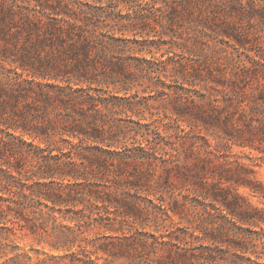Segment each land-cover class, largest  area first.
<instances>
[{"label":"trees","instance_id":"obj_1","mask_svg":"<svg viewBox=\"0 0 264 264\" xmlns=\"http://www.w3.org/2000/svg\"><path fill=\"white\" fill-rule=\"evenodd\" d=\"M171 1L202 25L205 44L210 29L246 47L262 37L257 0ZM111 27L73 0H0V253L31 259L14 240L68 220L74 234L63 232L55 247L68 249L73 263L103 252L151 264H218L226 257L219 247L233 250L237 264H264L257 260L264 206L240 191L264 201V182L234 152L264 164V69L223 47V56L170 62L171 76L162 78L173 56L156 67L126 52L128 39ZM146 75L152 90L143 97L158 105L129 99ZM128 110L139 115H128L133 126L120 122ZM192 190L210 202L198 207ZM176 215L206 231L165 233ZM150 220L154 231L144 230ZM100 229L108 232L87 234Z\"/></svg>","mask_w":264,"mask_h":264},{"label":"rangeland","instance_id":"obj_2","mask_svg":"<svg viewBox=\"0 0 264 264\" xmlns=\"http://www.w3.org/2000/svg\"><path fill=\"white\" fill-rule=\"evenodd\" d=\"M74 4L79 3L81 6L86 8L89 12H94L102 19H106L112 22V30L116 35H120L123 38L128 39L126 52H136L138 56H144L149 59H155L156 62L154 66L160 67L164 66V62H160L162 59H168V56H173L169 58L168 71L161 72V77L166 78L165 74L171 76V63L172 61L179 60L183 56H189L195 59H204L207 57L223 56L225 47L228 51H231L235 55V60L239 63H244L249 66H255L264 69V23L262 24L261 36L258 39H253L250 41L249 47L237 44L238 42L230 40L228 36L225 38L219 35L215 31L210 29L207 44L203 43L199 36L202 34L200 30L201 26H197V22L190 21L187 18H182L184 14V9L179 4L177 8H172L177 2H172L171 0H73ZM246 7L251 8L247 2ZM259 8H264V0H257L256 4ZM257 17H260L256 15ZM257 19V18H256ZM255 21L257 22V20ZM259 19V18H258ZM216 26V25H214ZM246 30V28H245ZM140 48H143L140 50ZM152 74H157L152 72ZM155 80V79H154ZM150 79L148 75L137 80L132 88L131 99L132 101L139 100L141 103L144 101L152 102L158 105V100L143 97V95L150 94L152 86H150ZM132 85V83H130ZM111 88H124L123 83H118L114 85L110 84ZM200 86H198L199 88ZM123 92V91H122ZM121 92V95L124 93ZM127 105L129 101L124 100ZM163 111V107L158 108ZM129 114H132L133 118L138 119L139 115H136L131 110L122 111L119 114L120 122L128 123L132 126L135 125ZM242 148L235 147L234 152L241 155L245 162L251 164L253 168L257 170L255 178L261 182H264V164L263 165H252V161L248 158L247 154L242 152ZM246 149V153H248ZM240 191L249 197V199L259 205L264 206V201L258 196L253 195L248 188L241 187ZM193 203H196L198 207L203 208L205 203L210 202L209 199H204L200 193L191 191L189 195ZM215 212V211H214ZM191 218V217H190ZM217 218H220L217 215ZM174 225L165 227V233L168 230H173L176 226L183 227L188 230H196L197 233L203 235L202 229L206 231L205 227H200L197 222H192L187 217H180L176 215L174 217ZM57 226H50L49 232L44 234L28 232L14 240L13 244H19L20 250H28L32 255L31 259H27L24 256H19L17 258L9 259L10 255H3L0 253V264H151L148 259H136L133 260L127 257H117L114 258L103 252L92 254V259L90 262L83 263L82 261L72 262V256H70V251L68 249H57L55 246L62 244L63 232L68 233L72 236L74 233L68 229V226H74V224L68 220H61V224L57 222ZM145 229L154 231L156 224L154 220L145 222ZM168 229V230H167ZM107 230H90L87 232L89 237L94 238L102 235ZM79 232V230H78ZM108 232V231H107ZM110 233V232H109ZM227 243H221L220 247L226 248ZM78 247H73L72 250H77ZM91 248V247H90ZM218 253L225 254L226 257L219 260L218 264H237L234 259L236 254L233 250L227 253L222 252L218 247ZM250 254V252H248ZM255 258V255L252 254ZM7 258L5 261L4 259ZM258 261H264L262 259H257ZM5 261V262H4ZM85 262V261H84ZM244 261V264H247Z\"/></svg>","mask_w":264,"mask_h":264}]
</instances>
